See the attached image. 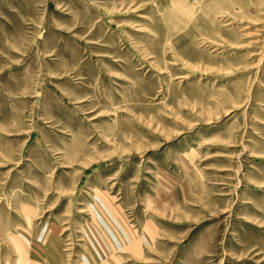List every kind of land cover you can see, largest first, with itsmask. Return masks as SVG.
Masks as SVG:
<instances>
[{
  "label": "rangeland",
  "instance_id": "rangeland-1",
  "mask_svg": "<svg viewBox=\"0 0 264 264\" xmlns=\"http://www.w3.org/2000/svg\"><path fill=\"white\" fill-rule=\"evenodd\" d=\"M0 264H264V0H0Z\"/></svg>",
  "mask_w": 264,
  "mask_h": 264
},
{
  "label": "bare ground",
  "instance_id": "bare-ground-1",
  "mask_svg": "<svg viewBox=\"0 0 264 264\" xmlns=\"http://www.w3.org/2000/svg\"><path fill=\"white\" fill-rule=\"evenodd\" d=\"M76 237V236H75ZM91 237V236H90Z\"/></svg>",
  "mask_w": 264,
  "mask_h": 264
}]
</instances>
